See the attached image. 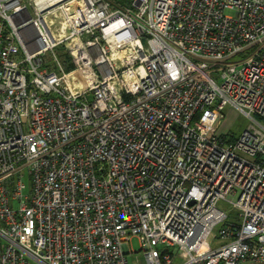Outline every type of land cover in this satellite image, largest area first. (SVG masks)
Instances as JSON below:
<instances>
[{"label": "built area", "instance_id": "built-area-1", "mask_svg": "<svg viewBox=\"0 0 264 264\" xmlns=\"http://www.w3.org/2000/svg\"><path fill=\"white\" fill-rule=\"evenodd\" d=\"M114 1L0 0V264H264V0Z\"/></svg>", "mask_w": 264, "mask_h": 264}, {"label": "rangeland", "instance_id": "rangeland-1", "mask_svg": "<svg viewBox=\"0 0 264 264\" xmlns=\"http://www.w3.org/2000/svg\"><path fill=\"white\" fill-rule=\"evenodd\" d=\"M46 59L48 60V64L51 65V62L53 60L52 52L46 55ZM223 114H224V119L219 127V135L225 138L226 144L228 145L236 142L238 137L248 128V126L251 123V120L247 116H245L242 112L238 111L237 109L229 105L224 107ZM26 184H27L26 193L28 194L30 189V184L28 181H26ZM219 207L227 212L230 219H233L237 214V210L234 208L233 204L229 202L221 201L219 203ZM220 228L221 225L217 226L216 229L212 232V234L207 239L202 249V253H206L211 250L217 249L221 245H223V241L220 240L219 238ZM129 244L133 252V254H127V259L130 262V264H145V259L141 251V244L139 239L137 237H133L130 240ZM173 251L176 252L177 250L173 249ZM178 259L179 256L177 255L175 262L176 264L179 263Z\"/></svg>", "mask_w": 264, "mask_h": 264}, {"label": "trees", "instance_id": "trees-1", "mask_svg": "<svg viewBox=\"0 0 264 264\" xmlns=\"http://www.w3.org/2000/svg\"><path fill=\"white\" fill-rule=\"evenodd\" d=\"M130 2V3H129ZM132 0H115V6L118 8H127L130 7ZM55 53L57 57L62 61L63 66L66 72H71L75 69V64L72 61V57L69 53L65 50L64 47H59L55 49Z\"/></svg>", "mask_w": 264, "mask_h": 264}, {"label": "bare ground", "instance_id": "bare-ground-1", "mask_svg": "<svg viewBox=\"0 0 264 264\" xmlns=\"http://www.w3.org/2000/svg\"><path fill=\"white\" fill-rule=\"evenodd\" d=\"M60 16H61V13L55 12L49 15L48 17H46V21L49 23L56 37H60L64 34L63 31L60 30L62 27V23L60 22ZM74 75L75 74H72L69 76V82H72ZM76 89L81 90L82 86H77Z\"/></svg>", "mask_w": 264, "mask_h": 264}]
</instances>
